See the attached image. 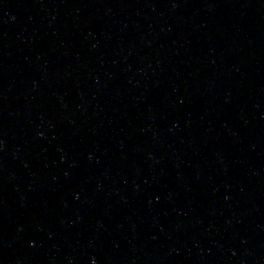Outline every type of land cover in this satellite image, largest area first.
<instances>
[{"label":"water","instance_id":"water-1","mask_svg":"<svg viewBox=\"0 0 264 264\" xmlns=\"http://www.w3.org/2000/svg\"><path fill=\"white\" fill-rule=\"evenodd\" d=\"M0 264H264V0H0Z\"/></svg>","mask_w":264,"mask_h":264}]
</instances>
